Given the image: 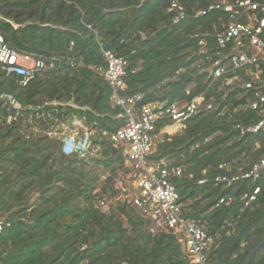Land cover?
<instances>
[{"label":"trees","instance_id":"1","mask_svg":"<svg viewBox=\"0 0 264 264\" xmlns=\"http://www.w3.org/2000/svg\"><path fill=\"white\" fill-rule=\"evenodd\" d=\"M173 1L0 0L5 44L51 66L26 87L0 67V96L19 105L0 97V219L9 224L0 235V264H188L178 238L153 232L131 204L119 202L108 212L99 206L128 171L123 150L103 136L125 124L97 71L106 65L104 51L128 61V94H143L142 104L184 103L202 94L223 100L203 72L210 62L201 42L215 48L226 15L197 16L219 0H181L186 19L178 24L168 11ZM236 103L230 96L223 105ZM259 119L248 112L243 123ZM74 120L87 130L75 141L89 145L67 155L62 143L70 135L62 127L72 128ZM235 125L218 112L201 114L150 160L182 169L172 182L184 217L214 238L210 264H264V168L258 178L230 187L215 183L219 175L250 173L264 160V138L257 147ZM257 188L246 207L244 197ZM228 197L234 204L217 206Z\"/></svg>","mask_w":264,"mask_h":264},{"label":"built area","instance_id":"2","mask_svg":"<svg viewBox=\"0 0 264 264\" xmlns=\"http://www.w3.org/2000/svg\"><path fill=\"white\" fill-rule=\"evenodd\" d=\"M168 11L175 14L174 24L186 19V9L181 0H174ZM214 12L226 15V20L221 22L220 31L215 35V48L211 50L205 40L201 45L203 54L210 62L203 72L212 80L210 86L217 84L218 91L225 93V100L219 104L215 97L207 99L205 94L184 103L142 104L143 94H128L125 80L129 65L127 60L104 51L106 65L97 68L111 87L112 104L123 110L122 116L125 119V124L120 129L115 132L104 131L103 136L114 147L123 150L130 180L138 193L134 194L128 184L118 178L114 196L101 199L99 206L108 212L111 206L119 202L131 204L152 222L153 232L171 233L178 238L188 264H210L208 253L214 244V238L205 228L183 215L180 195L172 182L173 178L182 176V169L167 160L152 162L151 157L159 145L166 142L167 137L183 133L194 117L206 113L218 112L219 115H225L236 123L235 128L240 132L241 138L254 137L257 147L262 146V140L258 138H264V0H219L207 9L200 10L197 16L206 18ZM0 67L8 75L16 76L21 87H26L37 74L51 68L42 60L9 48L1 35ZM238 90L240 93L236 94ZM230 96L237 103L224 106ZM0 97L7 99L15 107L19 106L11 96ZM248 112L257 114L260 119L245 125L243 121ZM161 121H166L167 124L157 131V125ZM84 131L87 132L86 129ZM64 135H70V138L76 140L80 129ZM86 143L89 145L87 141ZM220 168L229 170L226 164ZM263 168L264 160L250 173L231 177L219 175L215 183L230 187L241 179H256ZM259 192L260 189L257 188L251 196L244 197L247 199L246 207L256 200ZM235 201L234 197L222 198L217 206H230ZM5 226L9 224L5 219H0V235Z\"/></svg>","mask_w":264,"mask_h":264},{"label":"clouds","instance_id":"3","mask_svg":"<svg viewBox=\"0 0 264 264\" xmlns=\"http://www.w3.org/2000/svg\"><path fill=\"white\" fill-rule=\"evenodd\" d=\"M76 121L74 120L73 123ZM87 143L83 141H75L72 138H66L62 143V151L67 155L82 154L87 150Z\"/></svg>","mask_w":264,"mask_h":264},{"label":"crops","instance_id":"4","mask_svg":"<svg viewBox=\"0 0 264 264\" xmlns=\"http://www.w3.org/2000/svg\"><path fill=\"white\" fill-rule=\"evenodd\" d=\"M75 121H78V120H75ZM79 122H81V121H79ZM82 124H83V126H84V123L83 122H81ZM73 126H74V123H73ZM69 128V127H68ZM68 128L66 127V130H67V133L66 134H69L70 132H72V131H74V130H76V129H79L80 127H74L73 129H71V130H68ZM84 128H85V126H84ZM86 129V128H85ZM120 179L121 180H124V182L126 183V184H128V186L130 187V189H131V191L134 193V194H138L137 193V191L134 189V186H133V183H132V181L130 180V171L128 170L126 173H121L120 174ZM112 196H114V194L112 193V192H110V194H109V198H111Z\"/></svg>","mask_w":264,"mask_h":264},{"label":"rangeland","instance_id":"5","mask_svg":"<svg viewBox=\"0 0 264 264\" xmlns=\"http://www.w3.org/2000/svg\"><path fill=\"white\" fill-rule=\"evenodd\" d=\"M74 127H80L79 129H80V131H84L85 130V128H84V126H83V124L81 123V122H79V121H76L75 123H74V126L72 127V128H68V130H71V129H73ZM62 129H63V133H62V135H64V134H66L67 133V130H66V126H63L62 127Z\"/></svg>","mask_w":264,"mask_h":264}]
</instances>
